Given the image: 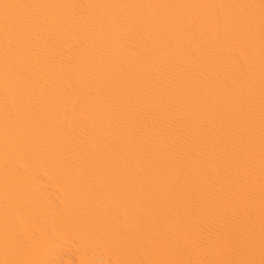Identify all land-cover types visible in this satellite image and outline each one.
Instances as JSON below:
<instances>
[{
  "label": "bare ground",
  "instance_id": "6f19581e",
  "mask_svg": "<svg viewBox=\"0 0 264 264\" xmlns=\"http://www.w3.org/2000/svg\"><path fill=\"white\" fill-rule=\"evenodd\" d=\"M0 264H264V0H0Z\"/></svg>",
  "mask_w": 264,
  "mask_h": 264
}]
</instances>
